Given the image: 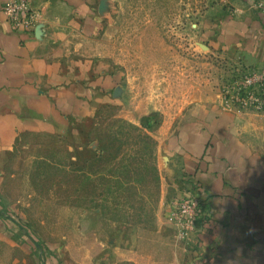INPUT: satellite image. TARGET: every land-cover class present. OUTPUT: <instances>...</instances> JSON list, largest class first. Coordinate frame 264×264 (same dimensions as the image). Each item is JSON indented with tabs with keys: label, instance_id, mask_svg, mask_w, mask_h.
<instances>
[{
	"label": "crops",
	"instance_id": "crops-1",
	"mask_svg": "<svg viewBox=\"0 0 264 264\" xmlns=\"http://www.w3.org/2000/svg\"><path fill=\"white\" fill-rule=\"evenodd\" d=\"M6 1L0 0V162L22 135L71 138L104 103L122 100V75L102 73L84 50L102 25L95 0H25L40 20L20 30L3 14ZM199 42L200 62L264 72V15L253 0H221ZM214 72L194 71L188 62L167 70L166 79L152 78L150 92L142 85L132 90L137 109L164 115L146 130L156 141L163 193H194L208 202L210 219L196 242L178 238L169 211L155 228L106 223V256L69 264H264V113L225 110L226 82ZM49 264L66 262L51 257Z\"/></svg>",
	"mask_w": 264,
	"mask_h": 264
},
{
	"label": "rangeland",
	"instance_id": "rangeland-1",
	"mask_svg": "<svg viewBox=\"0 0 264 264\" xmlns=\"http://www.w3.org/2000/svg\"><path fill=\"white\" fill-rule=\"evenodd\" d=\"M95 1L102 25L84 50L102 73L122 75L121 103H104L71 138L22 135L0 162V264L99 260L106 256V223L162 226L179 200L163 193L149 133L164 115L137 109L132 90L142 85L150 92L152 78L166 79L167 70L188 62L194 71L217 69L223 82L231 79L222 62H200L194 51L221 0Z\"/></svg>",
	"mask_w": 264,
	"mask_h": 264
},
{
	"label": "built area",
	"instance_id": "built-area-1",
	"mask_svg": "<svg viewBox=\"0 0 264 264\" xmlns=\"http://www.w3.org/2000/svg\"><path fill=\"white\" fill-rule=\"evenodd\" d=\"M253 7L264 15V0H253ZM3 14L13 30L34 29L40 20V14L25 0H7ZM230 71L231 79L222 87L223 108L264 113V72L240 66ZM210 214L208 202L192 193L173 204L167 219L176 228L181 241L194 243Z\"/></svg>",
	"mask_w": 264,
	"mask_h": 264
}]
</instances>
